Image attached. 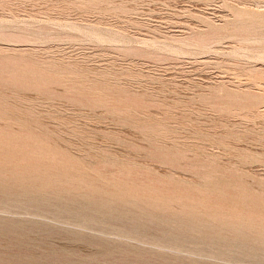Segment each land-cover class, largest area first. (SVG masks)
Masks as SVG:
<instances>
[{
	"label": "rangeland",
	"instance_id": "rangeland-1",
	"mask_svg": "<svg viewBox=\"0 0 264 264\" xmlns=\"http://www.w3.org/2000/svg\"><path fill=\"white\" fill-rule=\"evenodd\" d=\"M0 191V264H264V0H0Z\"/></svg>",
	"mask_w": 264,
	"mask_h": 264
},
{
	"label": "bare ground",
	"instance_id": "bare-ground-1",
	"mask_svg": "<svg viewBox=\"0 0 264 264\" xmlns=\"http://www.w3.org/2000/svg\"><path fill=\"white\" fill-rule=\"evenodd\" d=\"M250 29H251V28H250ZM17 33H18V32H17ZM260 36H261V35H260ZM8 37H9V36H8ZM257 38H258V37H257ZM8 40H9V39H8ZM188 40H189V39H188ZM182 41H183V40H182ZM183 45H184V44H183ZM184 47H186V46H184ZM11 180H12V179H11ZM55 182H56V181H55ZM6 183H9V181L6 182ZM9 185H11V184H9ZM57 185H59V183H57ZM55 186H56V185H55ZM55 186H54V187H55ZM59 186H60V185H59ZM11 187H12V185H11ZM41 187H42V186H41ZM1 188H2V187H1ZM16 190H18V189H16ZM2 191L4 192V190H2ZM8 191H9V188H8ZM10 191H11V190H10ZM10 191H9V192H10ZM0 192H1V191H0ZM55 192H56V191H55ZM10 193H11V192H10ZM10 193H9V194H10ZM49 193H50V192H49ZM5 194H6V192L4 193V195H5ZM12 195H13V194H12ZM9 196H10V195H9ZM1 197H2V196H1ZM1 197H0V198H1ZM2 198H3V200L5 199L4 197H2ZM13 198H14V197H13ZM86 198H87V197H86ZM179 198H180V197H179ZM5 200H6V199H5ZM56 200H57V199H56ZM51 202H52V201H51ZM41 203H42V202H41ZM55 205H56V204H55ZM176 212H177V211H176ZM190 221H191V220H190ZM0 225H1V224H0ZM1 227H2V226H1ZM208 234H209V233H208Z\"/></svg>",
	"mask_w": 264,
	"mask_h": 264
}]
</instances>
